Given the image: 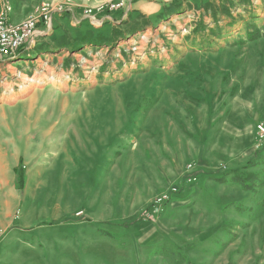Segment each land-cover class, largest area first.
<instances>
[{"label": "rangeland", "instance_id": "374dc122", "mask_svg": "<svg viewBox=\"0 0 264 264\" xmlns=\"http://www.w3.org/2000/svg\"><path fill=\"white\" fill-rule=\"evenodd\" d=\"M62 1L0 60V264H264V0Z\"/></svg>", "mask_w": 264, "mask_h": 264}, {"label": "built area", "instance_id": "2783aa9c", "mask_svg": "<svg viewBox=\"0 0 264 264\" xmlns=\"http://www.w3.org/2000/svg\"><path fill=\"white\" fill-rule=\"evenodd\" d=\"M136 1L139 0H108V2L97 6L86 7L83 10V15L91 24L101 25L109 15L126 9L129 3ZM159 1L169 2L171 0ZM11 11L12 7L7 5L0 13V60L15 59L27 44L35 41L40 27H43L46 32H50L54 27L53 15L56 12H63V6L43 4L36 13L30 14L19 23L12 21ZM258 127L261 132H264V126L259 125Z\"/></svg>", "mask_w": 264, "mask_h": 264}, {"label": "crops", "instance_id": "0c3cea01", "mask_svg": "<svg viewBox=\"0 0 264 264\" xmlns=\"http://www.w3.org/2000/svg\"><path fill=\"white\" fill-rule=\"evenodd\" d=\"M45 1H58V0H10V4H11V7H12V15H11L12 20L14 22H22L30 14H32L34 12H37V9L39 8V6ZM75 1L78 2V3L83 4L85 7L97 6L98 4H102V3L108 2V0H75ZM145 1H147V0H139V1H136L134 3H129L126 9L118 11L116 13H113V14L109 15L107 17V21L119 22V20L118 21L114 20V18L116 17L117 13H119V12L125 13V12H128L129 10H137L138 11L141 8L144 7L143 4L141 5V3L142 2L145 3ZM1 3H2V0H0V13L2 11V4ZM60 3L67 4L69 2L67 0H65V1H62ZM148 3H149V1H148ZM71 11L72 10H69L70 16L62 17L61 19H59L60 21L58 22V24L60 22L62 23L63 21L69 19V20L72 21L70 23L73 24L74 26H76V24H78L79 21H82V19H86L85 16L83 15V10L82 11L78 10L77 12L75 10L73 12H71ZM110 19H112V20H110ZM63 31H64V29L60 26V27H57V29L55 30L54 34L51 35V33L48 34L46 31H44L43 27H40L39 30H38L37 38L35 39V41L33 43L27 44L23 48V50L27 49V48L28 49H33V48H35L36 44H42L43 41L48 40L52 36H57L58 34L63 33ZM3 61H6V59L3 60Z\"/></svg>", "mask_w": 264, "mask_h": 264}]
</instances>
